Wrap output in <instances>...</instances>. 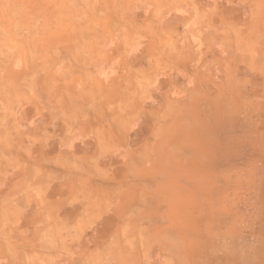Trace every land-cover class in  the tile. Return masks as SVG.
Listing matches in <instances>:
<instances>
[{
  "label": "crops",
  "instance_id": "0c3cea01",
  "mask_svg": "<svg viewBox=\"0 0 264 264\" xmlns=\"http://www.w3.org/2000/svg\"><path fill=\"white\" fill-rule=\"evenodd\" d=\"M263 1L0 0V264H235Z\"/></svg>",
  "mask_w": 264,
  "mask_h": 264
},
{
  "label": "rangeland",
  "instance_id": "374dc122",
  "mask_svg": "<svg viewBox=\"0 0 264 264\" xmlns=\"http://www.w3.org/2000/svg\"><path fill=\"white\" fill-rule=\"evenodd\" d=\"M262 18L264 23V16ZM245 107L241 111L205 113L208 123L222 126L216 128H219L221 136L231 143L238 139L242 143L240 166H244L247 171L259 169L263 172L260 177L247 175L244 187L235 186L240 189L231 192V198L235 196L237 200L240 195L241 202L245 200V207L240 208V219H231L227 224L217 223L218 232H222V227L226 229L227 240L214 239L209 240V243L213 247L227 245L235 264L239 261L242 263L241 255H244L245 264H264V98L257 105L249 98ZM232 212L239 215L237 209Z\"/></svg>",
  "mask_w": 264,
  "mask_h": 264
}]
</instances>
